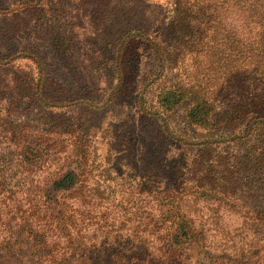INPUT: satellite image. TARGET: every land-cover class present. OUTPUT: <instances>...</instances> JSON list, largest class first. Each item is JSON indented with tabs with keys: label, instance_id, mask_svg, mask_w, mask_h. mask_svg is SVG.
Returning <instances> with one entry per match:
<instances>
[{
	"label": "trees",
	"instance_id": "1",
	"mask_svg": "<svg viewBox=\"0 0 264 264\" xmlns=\"http://www.w3.org/2000/svg\"><path fill=\"white\" fill-rule=\"evenodd\" d=\"M162 2L0 0V264H264V0ZM103 64L175 153L133 123L127 171L99 159L85 116ZM64 98L77 121L50 125Z\"/></svg>",
	"mask_w": 264,
	"mask_h": 264
},
{
	"label": "rangeland",
	"instance_id": "2",
	"mask_svg": "<svg viewBox=\"0 0 264 264\" xmlns=\"http://www.w3.org/2000/svg\"><path fill=\"white\" fill-rule=\"evenodd\" d=\"M153 2H157L159 4H162V0H152ZM79 24L84 23V20L81 18H78ZM81 25V24H80ZM106 25V22L104 23ZM84 35H83V34ZM79 34V39H87L89 40L91 38V35L88 32H78ZM36 49L40 51V56L42 54H48V53H53V51L50 50L49 45L52 44V39L50 36L45 35L44 39L35 42ZM66 60H62L61 57H58L54 60V62L57 66H59L62 62H65ZM86 64V63H84ZM101 69L98 71L97 78L99 79L100 87H102V91L96 93L95 97L97 101H101L99 104L100 108L96 110H88L86 113L85 118L88 121V124L91 126L90 130V140H91V146L95 149H97V153L99 156V159L102 158L106 151L107 155L109 156V160L107 162H110L111 164H116L119 166L122 164L121 168L126 169V165L128 164V153L132 151V149L126 150L123 148L120 150L118 148V140L119 136L121 135V132L126 131L130 129V125H133V123L140 124V127H143L142 129L147 133L151 134L153 137H148L146 138V142L148 145V148L152 152H156L158 150H161L163 152L165 151H175V148H173V143H168V141H162L161 137L157 134L154 135L153 132H157V125L154 122L151 121H146L144 120L141 123L138 121H135L136 116L135 114V108L130 102V100L127 99H119L117 95L115 97L112 96V92L109 90L110 83L112 80L107 77L108 73V68L106 64L100 65ZM65 102L60 108L54 109L50 112L55 116L57 115L58 117H55L57 120L55 121H50L49 124H54L57 125L58 122L62 123L61 119L67 118L71 116V119L67 120L69 121L68 123L73 124L74 122L77 121L76 115L79 114V108L78 106L72 105L73 102H71V98L65 99ZM103 103V104H102ZM38 112V113H37ZM23 115L27 116L28 119H31V123L34 124H44V121L47 119L44 118V116L40 113L39 110H37L36 106H31L30 108L26 109L23 112ZM59 120V121H58ZM66 123V125L68 124ZM134 124V125H137ZM73 127V126H72ZM111 150V154H109L108 150ZM172 152V153H173ZM126 153V155H124ZM175 153V152H174ZM121 154L120 159L118 157H113ZM117 158V159H116ZM140 160H142V157H140ZM109 174V173H107ZM110 175V174H109ZM112 175V174H111ZM121 177H124L125 179H129V175L126 173H121ZM195 211L194 213L196 214L195 217L196 220L199 223H205V227L209 229L210 227V221L208 220L209 218L211 219V216H214L213 213H207V211H200L201 207L199 205H195L192 209ZM200 217H202L200 219ZM215 218V216H214ZM213 221H219V224H223L225 227L230 229V235H235L233 232L234 229L239 227L240 225V220H238L234 216L226 217V214H223L222 219H215ZM211 228L208 231L209 233V242L212 245V248L215 247L214 245L218 246L220 242L218 241L217 238L214 237L211 233ZM238 239V237H237Z\"/></svg>",
	"mask_w": 264,
	"mask_h": 264
}]
</instances>
